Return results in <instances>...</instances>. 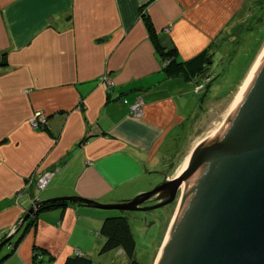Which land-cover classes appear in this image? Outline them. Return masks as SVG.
<instances>
[{
  "label": "crops",
  "instance_id": "0c3cea01",
  "mask_svg": "<svg viewBox=\"0 0 264 264\" xmlns=\"http://www.w3.org/2000/svg\"><path fill=\"white\" fill-rule=\"evenodd\" d=\"M257 3L0 0V242L38 202L78 196L118 203L162 180L150 171L173 177L200 140L192 121L204 92L194 100L192 81L165 76L143 14L177 61L208 51L214 63L225 44L251 30L242 28L255 18ZM137 98L143 101L139 117L130 114ZM36 112L46 116L38 128L30 123ZM189 141L186 155L179 154ZM47 172L39 189L37 180ZM67 202L32 215L0 248V264L101 257L100 230L114 213Z\"/></svg>",
  "mask_w": 264,
  "mask_h": 264
},
{
  "label": "water",
  "instance_id": "95a60500",
  "mask_svg": "<svg viewBox=\"0 0 264 264\" xmlns=\"http://www.w3.org/2000/svg\"><path fill=\"white\" fill-rule=\"evenodd\" d=\"M226 127L218 140L202 143L174 177H167V170L150 171L160 172L162 180L132 199L101 203L66 196L38 202L0 248L45 204L69 201L149 212L175 201L184 180L180 207L156 264H264V56ZM166 195L171 198L162 202Z\"/></svg>",
  "mask_w": 264,
  "mask_h": 264
},
{
  "label": "rangeland",
  "instance_id": "374dc122",
  "mask_svg": "<svg viewBox=\"0 0 264 264\" xmlns=\"http://www.w3.org/2000/svg\"><path fill=\"white\" fill-rule=\"evenodd\" d=\"M257 2L254 9L255 18L247 22L242 28H251V30L241 34L242 36L232 44L229 41L228 47L225 44L222 48L223 53L214 58L211 69H208L207 73L197 83L195 81L188 83L191 86L194 100L198 101L200 98L196 89H199V93L204 92L203 109L197 111L192 121L193 134L202 133L199 136L200 140L196 142L194 151L203 143V140L214 137L213 134L217 132L216 130L226 127L230 118L228 116L234 110L232 108L238 93L264 51V0H257ZM245 34L247 36H244ZM256 51L260 53L255 58L253 66L251 65L246 72ZM194 135L193 139H195ZM189 143L190 141L185 144L179 154L186 153V150L191 147ZM191 156L189 157L191 158ZM180 167L181 165L175 171V175ZM181 194L182 189L180 188L175 204L162 209L149 212L109 211L114 215L121 214L128 217L136 240V259L139 262L156 264L180 202ZM93 257L94 264L129 263V258L125 252L119 251V249L105 253L101 257L97 254Z\"/></svg>",
  "mask_w": 264,
  "mask_h": 264
},
{
  "label": "trees",
  "instance_id": "16d2710c",
  "mask_svg": "<svg viewBox=\"0 0 264 264\" xmlns=\"http://www.w3.org/2000/svg\"><path fill=\"white\" fill-rule=\"evenodd\" d=\"M146 27L150 36L155 42L156 48L161 55L162 68L165 76L168 78H183L187 81H193L205 75L209 67L213 63V57L204 51L189 61L180 62L176 59V51L174 49L167 50L157 42L155 31L151 22L143 14ZM68 202H53L40 207V209L51 207L59 204H67ZM39 209V210H40ZM31 218V217H30ZM30 218L28 220H30ZM100 235L104 239L100 254L103 255L112 250L121 249L129 258L127 264H143L136 259V240L132 230V226L128 217L125 215H110L103 220ZM13 248H15L13 246ZM64 264H93V260L84 256L69 257Z\"/></svg>",
  "mask_w": 264,
  "mask_h": 264
},
{
  "label": "built area",
  "instance_id": "2783aa9c",
  "mask_svg": "<svg viewBox=\"0 0 264 264\" xmlns=\"http://www.w3.org/2000/svg\"><path fill=\"white\" fill-rule=\"evenodd\" d=\"M165 31L169 33L171 31V26H168L165 28ZM103 82H106L108 87H111L113 85V82L109 80L106 76L103 77ZM196 91H199V89H196ZM143 101L139 98H137L133 103L130 104V114L133 116H141L143 114ZM31 125L34 128L41 127L42 124L46 123V116L42 112H36L34 114V117L31 119ZM51 176V172H47L43 174L38 180H37V186L39 189H44L46 187V184L48 182V179ZM16 228L14 229V231Z\"/></svg>",
  "mask_w": 264,
  "mask_h": 264
},
{
  "label": "bare ground",
  "instance_id": "6f19581e",
  "mask_svg": "<svg viewBox=\"0 0 264 264\" xmlns=\"http://www.w3.org/2000/svg\"><path fill=\"white\" fill-rule=\"evenodd\" d=\"M263 56H264V51H263V53L261 54V56H260L259 60L257 61V63L255 64L254 68L252 69V72L249 74L247 80H246L245 83L243 84L241 90L239 91L238 96H237V98H236V100H235V102H234V104H233V108H232V110L235 109V108L238 106L239 101H240V99H241V97H242V95H243V92H244V90H245V88H246V86H247L249 80L251 79V77H252L254 71L256 70L257 66L259 65L260 61L262 60ZM231 113H232V112H231ZM231 113H230V114H231ZM230 116H231V115H229L228 118H229ZM228 118H227V120H228ZM226 128H227V127H226ZM226 128L224 127V129L216 130L217 132L215 131L216 133L213 134L214 137H211L210 139H205V141H209V140H218V139L220 138V136L222 135V133L225 131ZM211 136H212V135H211ZM205 141L203 140L202 142L204 143ZM202 142H200V143H202ZM200 143H199V144H200ZM189 160H191L190 157H188L187 159H185L184 162L181 164V166H183V165H184L185 163H187ZM179 169H180V168H179ZM179 169H178V170H179ZM183 181H184V180H183ZM183 181H182V184H181V186H180L181 189L183 188ZM180 201H181V199H180ZM179 207H180V202H179V204H178V207H177V210H176V212H175L174 218L172 219V223H173V221H174V219H175V216H176V214H177V212H178ZM172 223H171V225H170V228H171V226H172ZM170 228H169V230H170ZM168 233H169V232H168ZM166 238H167V237H166ZM165 240H166V239H165ZM159 255H160V254H159ZM158 257H159V256H158Z\"/></svg>",
  "mask_w": 264,
  "mask_h": 264
},
{
  "label": "flooded vegetation",
  "instance_id": "af4514ba",
  "mask_svg": "<svg viewBox=\"0 0 264 264\" xmlns=\"http://www.w3.org/2000/svg\"><path fill=\"white\" fill-rule=\"evenodd\" d=\"M172 167V166H171ZM171 197L169 196V195H166V197H165V199L164 200H162V202L163 201H167V200H169ZM175 202H176V200L175 201H173V202H171V203H169V204H167V205H165V206H163L162 208H166V207H169V206H173L174 204H175ZM154 204V203H153ZM162 208H160V209H162ZM20 225V224H19ZM19 225L16 227V229L19 227Z\"/></svg>",
  "mask_w": 264,
  "mask_h": 264
}]
</instances>
